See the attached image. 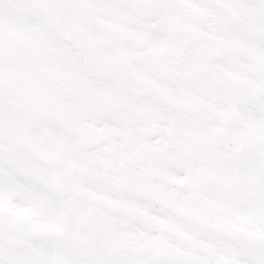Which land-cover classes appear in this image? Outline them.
Returning a JSON list of instances; mask_svg holds the SVG:
<instances>
[{"label":"snow or ice","instance_id":"obj_1","mask_svg":"<svg viewBox=\"0 0 264 264\" xmlns=\"http://www.w3.org/2000/svg\"><path fill=\"white\" fill-rule=\"evenodd\" d=\"M0 264H264V0H0Z\"/></svg>","mask_w":264,"mask_h":264}]
</instances>
